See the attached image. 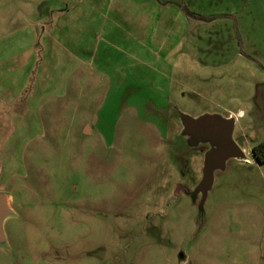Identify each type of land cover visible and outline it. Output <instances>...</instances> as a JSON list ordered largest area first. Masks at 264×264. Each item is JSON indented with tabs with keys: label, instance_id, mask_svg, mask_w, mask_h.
Segmentation results:
<instances>
[{
	"label": "rangeland",
	"instance_id": "374dc122",
	"mask_svg": "<svg viewBox=\"0 0 264 264\" xmlns=\"http://www.w3.org/2000/svg\"><path fill=\"white\" fill-rule=\"evenodd\" d=\"M175 1L130 6L137 38L114 46L98 41L101 7L55 0L54 33L32 35L16 33L38 22L21 19L22 0H0V192L13 209L0 264H264V162L251 153L264 141V0ZM204 113L237 116L247 158L214 171L199 207L209 144L187 148L180 131Z\"/></svg>",
	"mask_w": 264,
	"mask_h": 264
},
{
	"label": "water",
	"instance_id": "95a60500",
	"mask_svg": "<svg viewBox=\"0 0 264 264\" xmlns=\"http://www.w3.org/2000/svg\"><path fill=\"white\" fill-rule=\"evenodd\" d=\"M235 119L232 116H222L215 113H204L198 116L183 114L181 116L180 134L187 144L195 145L207 142L208 149L204 152L202 177L195 187L194 195L201 193L199 207L202 206L208 190L214 180V171L225 168L229 159L239 158L246 160V153L233 138ZM13 215L8 195L0 192V246L6 241L3 223Z\"/></svg>",
	"mask_w": 264,
	"mask_h": 264
},
{
	"label": "crops",
	"instance_id": "0c3cea01",
	"mask_svg": "<svg viewBox=\"0 0 264 264\" xmlns=\"http://www.w3.org/2000/svg\"><path fill=\"white\" fill-rule=\"evenodd\" d=\"M1 1H2L1 5L7 3V0H1ZM80 1H84L92 6L101 7V9H99L98 11L97 24L95 28L97 30L96 33L98 34V41L99 39L100 41L102 39V44L108 41L109 43H112L114 46L118 45L117 42L120 41V39L121 41L124 40L122 34L125 32H126L125 34L132 35L129 40V44L132 38H137V35L135 33H131L132 28H133L131 22L134 16L130 14L131 12L130 6H134L138 2L139 3H149V4L155 3L160 8H164L169 3L171 5H179L178 2L175 0H80ZM54 2L55 0H39L36 4L35 10L30 11V8L28 7L29 3H27L28 5L26 6V2L22 0L21 19L23 20L26 12L27 13L29 12L32 14L33 17L38 18L37 19L38 22H40V20L42 19L46 20L48 22L47 25L49 26V31L45 32L44 27H41L38 22L36 23L34 22L33 24H28L27 26H21L22 27L21 29L17 28L16 33H32V35L33 33H54V29H55L54 26L56 23L55 16H54L56 14L54 13L55 12L54 10L56 9H54L53 7ZM61 8L64 10L62 11ZM61 8H57V12L59 16L61 17L63 16L62 21H64L65 23L63 26L64 27L63 33H73V30L67 24V18H68L67 14H68L69 9L67 10L63 7ZM18 16L17 18H19ZM79 18L81 19L82 17L79 16ZM81 33H89L87 32V26L84 28V31L83 30L81 31ZM106 33H114V34H113V37L111 38L109 34H107L108 36H106ZM151 37L152 36L149 35L148 39L146 37H142V39L150 43L152 40L150 39ZM148 43L146 46L149 45ZM0 60L2 62V59ZM4 69L7 71L8 67L5 66ZM242 113H243V110H239L237 116H240ZM227 116L234 117L235 124H236L237 116H234V115H227Z\"/></svg>",
	"mask_w": 264,
	"mask_h": 264
},
{
	"label": "trees",
	"instance_id": "16d2710c",
	"mask_svg": "<svg viewBox=\"0 0 264 264\" xmlns=\"http://www.w3.org/2000/svg\"><path fill=\"white\" fill-rule=\"evenodd\" d=\"M185 143L188 148L189 145L187 144L186 140H185ZM252 151H253L255 159L258 162H264V141L254 144L252 146Z\"/></svg>",
	"mask_w": 264,
	"mask_h": 264
},
{
	"label": "flooded vegetation",
	"instance_id": "af4514ba",
	"mask_svg": "<svg viewBox=\"0 0 264 264\" xmlns=\"http://www.w3.org/2000/svg\"><path fill=\"white\" fill-rule=\"evenodd\" d=\"M238 140H240L242 143L245 141V139L243 138V137H238V139H237V143H238ZM251 153H252V155H253V157H254V154H253V151H252V147H251ZM254 159H255V157H254ZM255 161H257L256 159H255ZM258 162V161H257Z\"/></svg>",
	"mask_w": 264,
	"mask_h": 264
}]
</instances>
